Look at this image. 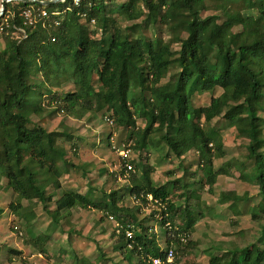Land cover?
Masks as SVG:
<instances>
[{
	"label": "trees",
	"instance_id": "16d2710c",
	"mask_svg": "<svg viewBox=\"0 0 264 264\" xmlns=\"http://www.w3.org/2000/svg\"><path fill=\"white\" fill-rule=\"evenodd\" d=\"M211 4H222V11L204 15ZM29 5L41 7L34 0H10L4 14L14 15L10 26L0 31V179L5 177L16 195L17 200L9 204L14 214L25 217L23 199L42 203L53 223L65 222L73 208H99L103 212L99 222L112 216L120 225L114 226L111 236H117L115 243L125 264H153L151 258L157 255L164 259L166 250L158 246L155 224L150 222L164 226L169 221L172 227L166 228L165 237L167 243L176 245L178 264L186 248L196 244L190 241V232L201 212L190 213L187 205L177 207L170 187L176 180L155 183L150 177L152 168L136 169L137 160L145 159L146 147L167 146L181 161L195 150L202 167L201 187L211 189L219 175L228 173L212 163L215 153L223 154L221 137L213 128L216 117L228 120L238 137L249 139L246 146L253 165L235 169L257 187L259 211L264 212V0H123L113 8H108L106 0L79 4L63 0L47 6L49 17L38 18L35 24L25 23L22 15ZM114 12H121L124 25L113 24L110 15ZM156 24L167 37L151 38L143 32ZM93 71L98 78L88 82ZM164 78L168 81L162 82ZM65 83L72 89L61 93ZM216 87L223 91L208 105H194L197 89L205 92ZM33 88L43 97L50 95L48 105L54 103L69 116L81 119L90 113V119L105 110L114 128L125 131L123 144L138 156L122 159L121 175L127 163L133 166L125 176L130 183L124 190L111 189L100 201L74 188L58 196L60 177L81 165L64 148L73 136L64 130L49 131L42 103L29 104ZM28 107L39 115L37 119L28 115ZM139 118L148 123L140 126ZM180 187L179 197L190 191L188 182ZM247 196L246 192L222 191L218 202ZM148 204L155 207L143 213ZM157 214L162 219L157 220ZM181 215L183 224L177 220ZM252 216L257 217L256 211ZM129 225L134 230L131 238L125 234ZM182 234L188 236L186 242ZM45 239L48 235L39 234L33 242L49 256ZM129 239L132 247H128ZM97 247L99 256L105 257L99 243ZM9 249L10 261L16 255L26 264L18 249ZM61 251L63 264H93L74 249ZM207 264H264V228L252 240L210 255Z\"/></svg>",
	"mask_w": 264,
	"mask_h": 264
},
{
	"label": "rangeland",
	"instance_id": "374dc122",
	"mask_svg": "<svg viewBox=\"0 0 264 264\" xmlns=\"http://www.w3.org/2000/svg\"><path fill=\"white\" fill-rule=\"evenodd\" d=\"M3 0H0V9L2 7ZM108 8H113L120 3L123 2V0H106ZM222 11V4H211L207 7V9L204 12V15L212 14V13H219ZM121 13V12H120ZM120 13L114 12L113 15L110 16L114 18L115 22L113 23L115 26L124 25L123 21L121 20ZM93 26V25H92ZM164 28L161 27V25L156 24L153 28L146 29L143 31L148 37H167L168 33L163 31ZM110 32V31H109ZM106 32L105 37L109 38L110 33ZM187 34V32H184V36ZM100 36V33L99 35ZM3 43L0 42V49L1 45ZM167 75H169L167 71ZM89 76V75H88ZM88 80L93 81L94 77L91 75L87 77ZM168 78H164L162 82H167ZM145 86L148 87V83L145 82ZM72 89V85L69 83H65L64 87L60 90L61 93H63V90ZM37 88H33L29 93V104H35V103H42L43 112L47 116V120H45V125L49 131L54 130H64L74 135L77 130L79 133H83L86 135L88 134V142L92 143V135L94 134V131L100 130V128L97 125L93 124H87L85 122L86 117H84L82 120L74 119L76 117L69 116L64 114V112L59 111L58 106L55 105L53 102L52 105H48V101L50 100L49 96H42L39 93H36ZM222 89L220 87H216L212 91H199L198 89L193 94V100L194 105L196 106H205L208 105L211 101V98L214 96H218L222 93ZM58 92V93H60ZM28 115L33 119H37V116L34 114L30 108L28 107ZM264 115V111L262 112ZM97 116V115H96ZM95 116V117H96ZM94 117V118H95ZM103 122V118L101 119L98 117L96 119V123ZM213 128L214 130L220 135L222 143H223V154L215 153L213 158V166L214 168L218 169L221 167L224 168H231V173L228 175H219L218 183L216 184V187L214 188V192L208 194L207 190L203 189L202 195L200 196L204 198L205 200L201 201V199L196 198L193 196L190 198L188 196V193H186L187 200L183 197H181V205L182 207H185V205L189 206L190 213H200V217L195 221L197 222L196 226H193L192 231L190 232V241L196 242L194 246L186 248V252L183 254V256L180 258V262L178 264H207L209 256L214 253H220L222 250L228 249L229 247H234L237 243H246L247 240H252L253 235H258V233L262 232V229L264 228V212L259 211V207H256L255 210H251V213L253 211L260 212L256 218H253L251 214H240L235 213L230 208L227 209V207L219 206L218 204H215L216 201L218 202V199H216L219 195L220 189L224 190L223 188L225 185L227 186L226 182L230 181L232 182L233 187L238 186L239 189L245 188L247 186L246 184L239 185L235 184V181L238 179L239 171L235 169L237 165V160H241L242 162L247 163L248 167L253 165L254 159L250 157L249 150L247 148V143L249 142V139L241 136L238 137L236 135V131L233 126H231L228 122V120H225L221 117H216L213 120ZM94 122V124H96ZM112 124V123H111ZM139 125H143V121L141 122L139 120ZM114 126V125H113ZM143 127V126H142ZM114 128V127H113ZM116 129V130H115ZM114 131L116 133L121 134V136H125V131L121 129L114 128ZM262 131L264 133V125L262 127ZM160 136L158 134L155 135V139H158ZM147 149V148H146ZM144 150L143 156H145V159L143 161H140L136 167L138 170H143L146 168L147 165L154 166L156 169V166L159 164H164L163 168L160 167V170L157 171L154 175L155 178L158 180H166L169 176H164L167 174V169H174V173L177 172L178 176H180L182 182H196L197 186H201L200 184V178L202 177V167L199 165V155L194 152V150H190L188 154L185 155V158H182V163H179V159H177L172 153H170V160L169 156H165V152L161 151L162 148H149L148 151ZM154 149V150H152ZM167 152H169L170 149H168L167 146L164 147ZM158 151V152H157ZM262 152H264V148L261 149ZM161 156L163 158L162 163L160 161L155 160L157 156ZM159 156V157H160ZM103 160L107 162V164L111 166V163L115 162V157L111 154L103 156ZM159 160V159H158ZM236 162V163H235ZM197 164V165H194ZM153 164V165H152ZM170 164V165H167ZM234 164V165H233ZM177 166V167H175ZM179 166V167H178ZM231 170V169H230ZM114 171V169H113ZM111 170L109 172L105 171L103 172V177L108 180L109 187L112 189L117 190H124L125 186L129 184V177H123L122 180L117 178L118 176H112L110 174ZM192 172H195L197 175L193 176L191 174ZM250 173V170L248 169L246 171V175ZM252 174V173H251ZM230 179H229V178ZM65 178V177H62ZM197 180V181H195ZM199 182V184H198ZM223 182V183H222ZM238 183V182H237ZM193 184V183H192ZM196 187V186H195ZM194 187V188H195ZM250 187V185H248ZM80 188V185H79ZM196 189V188H195ZM254 191V190H253ZM216 193V194H215ZM255 194L257 192H254ZM4 196V195H3ZM2 200V201H1ZM0 200V204L2 206H7V212H9L10 215H13L11 208L9 207L10 203L12 201H16V195L13 193L11 199H6L2 197ZM129 200V199H128ZM259 200V196H256V201L254 203H257ZM34 201H26L22 200V203L25 205V208L23 209V217H19L17 215L18 219H15L13 223H11L10 228L5 227L6 221L8 219H5L1 222V225H4V229L2 228L1 234H0V264H23V260L19 258V256L13 255L12 260L10 261L9 258V248H17L19 252H21V255L24 256V260L27 261V264H63V262L60 259L61 255V248L67 249V243H66V234H58L55 235L56 226H54L50 222V216H47L44 212L45 209L41 207L43 205L40 202ZM129 202V201H128ZM34 204H38L37 206ZM215 205V206H214ZM36 207V208H35ZM92 210V209H90ZM86 210L82 211L81 209H78V211H74L73 219L71 221H68L66 225L64 226L65 230L71 231L69 228L72 226L77 229L78 232H80L82 235H89L92 238V241L90 244L85 248L82 249L81 247H78V250H80L81 255L88 256L85 259H88V261L95 260L100 261L102 263L103 257H99V252L97 249V244L94 243L95 240L98 239V241L102 240V243L99 245L103 248L105 251V257H110L111 261L103 264H112L115 262H118L120 264H125L126 262L123 261L122 255L119 250L114 251L112 250V243H115L117 240V236L112 237L111 232L114 229L115 222L111 220L110 218L107 219L105 216V219L103 220L102 224H100L101 233L94 227L95 221L98 218V214L103 216V212L99 209L98 210ZM80 212V213H79ZM100 212V213H99ZM49 215V214H48ZM9 220H11V216L8 215ZM16 218V217H15ZM237 220L236 223L232 222L231 220ZM177 220L183 224L182 215L177 217ZM18 227V228H17ZM156 227L159 230V242H157L158 246H164V239H163V229L156 225ZM53 229V230H52ZM30 230L34 233H39L40 230L43 233H48L52 237H54L53 243L49 244V247L47 248V251L49 256L45 253L41 252V249L38 245H33L29 243V237L31 235ZM20 231V232H18ZM58 231V229H57ZM103 233L106 234L103 236ZM54 234V235H53ZM97 239H96V238ZM71 240V239H70ZM94 240V241H93ZM72 241V240H71ZM56 243H59L62 245L61 247L55 246ZM99 243V242H97ZM55 244V245H54ZM116 244V248H118V243ZM162 244V245H160ZM53 245V246H52ZM51 247V248H50ZM80 255V253H79ZM94 264V263H93Z\"/></svg>",
	"mask_w": 264,
	"mask_h": 264
},
{
	"label": "crops",
	"instance_id": "0c3cea01",
	"mask_svg": "<svg viewBox=\"0 0 264 264\" xmlns=\"http://www.w3.org/2000/svg\"><path fill=\"white\" fill-rule=\"evenodd\" d=\"M90 75L92 77H94L95 81L97 80V78H98L97 71H93L92 74L89 73V76ZM87 80H88V78H87ZM90 81L91 80H88V82H90ZM104 111L105 110H101V111L97 112V114H96L97 116L95 115L96 117L93 116L90 119H89L90 113L86 114L84 116V117H86L85 122L87 124L97 125L100 128V130L94 131V134L92 135V138H93L92 143L88 142L89 138H88V134L87 133L85 135L84 132L83 133L82 132L81 133L77 132L78 130L75 133H73L74 135H73L72 139L67 140V141L64 142V148H65V151H66L67 155L72 159V161L74 163L80 164L82 167L80 166V167L71 168L68 172H66V173H64L62 175V177H65V178L60 177L61 187L57 190L58 191V196H60L64 192V190L74 188L78 192L83 194L86 198H88L90 200H93V201H100V200H103V198L105 197V194L108 193L112 189V188L109 187L110 184H109L108 180L105 179V178H102L104 176L103 172H105V171L109 172V170H111L110 174H112V176L121 175L120 174V170H121L122 158H121V155L118 152V150L120 148H122V145H123L122 139L125 136H121V134L116 133V131L113 130L114 129L113 128L114 124L113 123L111 124V122L108 120L109 118L107 117V114H104ZM98 117H100L101 119L103 118L105 123H103V122L100 123V121H99V123H96V119H98ZM83 118H81V119L74 118V119L82 120ZM45 120H47V116H46ZM139 120L141 122L143 121V125H142L143 127L146 125V123H148L147 120L139 118L137 120L138 124H139ZM94 122L96 124H94ZM44 124H45V121H44ZM111 132H112V134L110 135ZM146 148L145 149L148 151V149L152 148V147H146ZM157 148L155 147L154 149H157ZM154 149H152V150H154ZM144 150H143V152H144ZM161 151H164L165 152V156H167V157L170 155V150H169V152H167V150L162 148ZM194 152H195V150H194ZM109 154H111V155H113L115 157V162L111 163V166H110V164L108 165L107 162L105 160H103V158H102L103 156H106V155H109ZM130 156L131 157H136V156H138V154L129 153L128 157H130ZM159 156H157L154 159L157 160V161H160L162 163L163 158L161 156L160 157ZM170 158L171 157L169 156V160H170ZM184 158H185V156H184ZM137 161H138L137 163L140 162V160H137ZM180 162L182 163V161L181 160L179 161V163H178L179 165H180ZM236 162H237L238 167H242V166L248 167L247 163L242 162L240 159L237 160ZM164 164L165 163L157 165L156 169H155L154 166L147 165L146 168H144V169H147L149 167L152 168L151 169L152 171L150 173V175H151L150 177L152 178V180L155 183H158V184H163L164 183L165 184L167 182H171V181L173 182L174 180H176L174 185L170 184V187H173V198H176L175 205L177 207L178 206H182L181 205V199H180L181 197H179V195L181 193H183V190L180 187V183H182L183 180H181V178H180V176H178L177 172L174 173V169L175 168H173L171 170L167 169V171L168 170L169 171L164 176L167 175L169 177H167L166 180H164V179L163 180H158L157 178L154 177L155 176L154 174L157 171L160 170V167L163 168ZM167 165H170V164H167ZM194 165H197V164L194 163ZM84 167H85V170H84ZM175 167H177V166H175ZM113 169H114V171H113ZM226 169L228 170V173L227 174L226 173L221 174V176L230 174L232 169H234V167H231V168L227 167ZM237 171H239V174H238L239 176H238L237 181H235V184L239 185V183H241V184H244V185L246 184L247 186H245V188H243V189H239L238 186L233 187L234 184H232V182H230V181H227L226 182L227 186L225 185V187L223 188L224 190L220 189V192L228 191V190H234V191H236V192H238L240 194H243V193L246 192V193H248V196L246 198L240 199V200H238L236 202L229 201V202H226V203H220V202L216 201L215 204H218L219 206L227 207V209L230 208L234 212L235 211H239L240 214H251V215H253V212H255V211H253L251 213V210L252 209L255 210V208L259 206V202L261 200V196L258 193L257 187L253 183L241 178V175H240L241 171L239 169H237ZM124 173L122 175H124ZM218 178H219V176H218ZM5 179H6L5 177H2V179H0L1 180V182H0V184H1V186H0V200L2 199V197L6 198V199L7 198L11 199V197L13 195V191L7 185ZM218 180L219 179H217L216 183L214 185H212L211 189H209V187H210L209 185H205L202 188L199 185L197 186L196 182H188L190 184V187H189L190 191H188V192L185 191V192L188 193V196L190 198L195 196L196 198L201 199V201L202 200L204 201L206 199L205 196H204V198L203 197L200 198V196L202 195L203 189L207 190L208 194H209V192L213 193L214 192V188L216 187V184L218 183ZM195 181H197V180H195ZM198 181H200V180H198ZM129 183H130V180H129ZM198 184H199V182H198ZM79 185H80V188H79ZM248 185H250V187H248ZM220 192H219V194H220ZM254 192H257V193L255 194ZM257 195L259 196V200L257 201V203H254L256 201V196ZM177 196H178V198H177ZM183 198H185L187 200V196L186 195H183ZM216 199H218V197ZM34 205H36V204H34ZM49 206H51V208H52V203H50ZM6 207L7 206H2L0 204V208L3 209V212L0 214V231H2V228L4 229V225L3 224L1 225L2 221H4L5 219H8V220H5L6 221L5 227H8V229H11L10 228L11 223H13V221L15 219H18L17 216H14L16 214L10 215L9 212H7ZM41 207H43V205H41ZM43 209H44V207H43ZM79 209H81L82 211H86V210H90V209L99 211V208H79ZM92 210H90V211H92ZM74 211H78V208L71 209V214H69V216L67 217V220H65V222L59 221L58 223H56V222L53 223L52 222V217L50 215H48L46 210H44L45 214L47 216H50L49 217L50 218V222L54 226H56V228L58 229V231L56 229V231L54 232L55 235H57L58 232H59V234H66V236H68L66 238V240H65L66 243L68 244L67 245V250L74 249V251H76V253L78 255L80 253L79 256L82 259H85V257L87 258L88 256H85V255L82 256L80 250H78V247H81V248L83 247L82 249H85L90 244V242L92 241V238L89 235H82L73 226L71 228H69L71 231L65 230V228H64L66 223L73 219V215L72 214L74 213ZM235 213H237V212H235ZM259 213L260 212H258V214ZM8 215L12 217L11 220H9ZM100 218H101V215L98 214V218L95 221V225H94V227L97 229L96 230L97 232H98V230L99 231L101 230L99 228H100V224H102V222H103V221H101V222L98 221ZM152 223L154 224V221L150 222V224H152ZM196 224H197V222H195L193 226H196ZM41 231H44V230H40L39 233L36 234V233H34V232H32L30 230L31 235L29 237V243H31V244H33L35 246V243L33 242V240H35L36 237L39 234L48 235V239L47 240L45 239V241H44V246L45 247H49V244L55 242L54 241L55 239H54V237H52L48 233L46 234V233H43ZM18 232H20V231H18ZM98 233H101V231L98 232ZM0 234H1V232H0ZM105 235L106 234L103 233V236H105ZM31 237H33V238L31 239ZM97 242H99V244H100V243H102V240L98 241V239H97V240L94 241L95 244H97ZM55 246L61 247L62 245H60L59 243H56ZM111 247H112V250L117 252V250H116L117 248L115 247V243H112ZM11 248H13V247H11ZM15 249H17V248H15ZM61 249L63 250V248H61ZM23 258H24V256H23ZM103 259H105V260H102L103 261L102 263H100V261H96V262H94L95 260H92V261H93L94 264H103V263H107V262L111 261L110 257H103ZM25 263L27 264L26 260H25ZM115 263H117V262H115ZM115 263H112V264H115Z\"/></svg>",
	"mask_w": 264,
	"mask_h": 264
},
{
	"label": "built area",
	"instance_id": "2783aa9c",
	"mask_svg": "<svg viewBox=\"0 0 264 264\" xmlns=\"http://www.w3.org/2000/svg\"><path fill=\"white\" fill-rule=\"evenodd\" d=\"M74 1V3L75 4H79L80 2H81V0H73ZM47 6H45V5H42L41 4V7H34L33 5H29L28 7H26L23 11H22V15L24 16V18H25V23H29V24H35L36 22H37V20H38V18H47V17H49V12H48V10H47V8H46ZM54 14H59V12H57V11H55V12H53ZM13 15H14V12H8V14H2L1 16H3V20L2 21H0V31H2L3 29H4V27H8V26H10V21H9V19H10V16H12L13 17ZM83 16H85L86 14L85 13H83L82 14ZM0 16V17H1ZM92 23H94L95 22V19L94 18H92ZM15 26V25H14ZM16 29L19 31V33L21 32V33H25V31H24V29L22 28V27H16ZM18 33V34H19ZM17 36H19L17 33H15ZM111 123H113V120L112 119H108ZM118 152L120 153V155H121V158L124 160L125 158H127L128 157V155H129V153H130V148L129 147H127V146H125L124 144L122 145V148H120L119 150H118ZM126 170H125V173H124V175H119L118 176V178L119 179H122L123 178V176L125 177L126 176V174H128V172L130 171V170H132L133 169V166H132V164H130V163H127L126 164ZM150 199H152V196L150 195ZM153 207H155V205L154 204H148L147 206H145L144 207V212L143 213H149V212H151L152 211V208ZM166 213V215H167V212H165ZM156 218H157V220H160V219H162V216L160 215V214H157L156 215ZM110 219L111 220H113L112 219V216H110ZM114 221V220H113ZM115 222V221H114ZM154 224H155V231H156V233H157V242H159L160 240H159V238H158V236H159V230H158V228L156 227V225H159L158 224V222L157 221H155L154 222ZM115 226H120L117 222H115ZM162 229H163V239H164V246H160V247H162L163 249H165L166 251H165V258L163 259L160 255H157V256H154V257H152L151 259H152V263L153 264H176V250H175V248H176V245H175V243L174 242H171V243H167V241H166V237H165V231H166V228L168 227V228H171L172 226H171V224H170V222L168 221V222H166V224L164 225V226H162V225H159ZM125 234H126V237L127 238H131V237H133V235H134V230H133V226L132 225H129L128 227H127V229L125 230ZM180 237H181V240L183 241V242H186L187 240H188V236L186 235V234H182V235H180ZM160 245H162V244H160ZM128 247H132V242L130 241V239H129V242H128Z\"/></svg>",
	"mask_w": 264,
	"mask_h": 264
},
{
	"label": "water",
	"instance_id": "95a60500",
	"mask_svg": "<svg viewBox=\"0 0 264 264\" xmlns=\"http://www.w3.org/2000/svg\"><path fill=\"white\" fill-rule=\"evenodd\" d=\"M10 0H3L2 2V7L0 9V16L4 13L5 9H6V6H7V3L9 2ZM34 1H37L38 3L42 4V5H45V6H49L51 4H54L56 2H60V1H63V0H34Z\"/></svg>",
	"mask_w": 264,
	"mask_h": 264
}]
</instances>
